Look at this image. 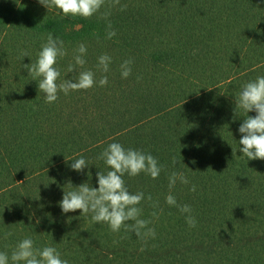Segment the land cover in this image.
<instances>
[{"label":"trees","instance_id":"trees-1","mask_svg":"<svg viewBox=\"0 0 264 264\" xmlns=\"http://www.w3.org/2000/svg\"><path fill=\"white\" fill-rule=\"evenodd\" d=\"M121 4L126 10L108 17L117 34L106 39L100 14L64 17L38 0H0V251L10 256L31 237L38 248L55 246L68 264H264V160L242 156L245 114L235 110L242 86L264 75V0ZM49 32L68 51L57 61V83L90 69L108 84L46 103L23 65L36 61ZM80 43L87 62L69 73ZM23 51L30 57L22 59ZM105 53L112 57L108 73L97 68ZM129 58L125 79L120 65ZM112 142L149 152L163 166L155 180L124 177L129 191L150 194L163 209L144 251L134 234L112 233L59 205L64 191L98 187L96 173L109 170L98 157ZM81 156L91 164L83 173L70 167ZM173 171L190 180L177 182L172 194L191 205L196 228L165 202ZM151 203L141 204L143 218L159 211Z\"/></svg>","mask_w":264,"mask_h":264},{"label":"clouds","instance_id":"clouds-1","mask_svg":"<svg viewBox=\"0 0 264 264\" xmlns=\"http://www.w3.org/2000/svg\"><path fill=\"white\" fill-rule=\"evenodd\" d=\"M48 11L58 9L64 17H82L91 19L93 16H100L107 21L106 39L116 36L108 17L112 10L118 8L124 11L126 4H121V0H38ZM105 9L104 11H101ZM76 30V25L74 26ZM97 39L99 37L97 36ZM88 48L85 43H80L73 50V63H69L67 72H77L83 69L86 64L85 56ZM68 55L64 41L58 36L49 32L46 42L42 43L34 63L24 64L28 70V75L32 80L38 82V89L44 93L45 102L52 104L63 92L68 95L74 91H87L97 86L104 87L108 84L107 75H102L99 81L96 80V73L90 69L79 71L75 79H65L60 83L61 72L56 67L57 61ZM30 54L27 51L21 52L22 59ZM112 57L107 53L98 57L97 68L102 73L109 72V65ZM133 60H124L120 65L122 78H128L132 74ZM139 80L140 77H137ZM242 110L245 114L243 122L238 131L241 134L239 139V150L247 160H264V75L258 76L255 80L249 81L242 86L238 96L235 98V110ZM249 112L256 115L250 116ZM234 151V150H233ZM66 159V158H65ZM98 159L104 161L108 171H98L96 173L98 187H93L88 183H82L74 187V190L64 191L59 205L63 213L80 210V215L90 216L94 223L107 224L112 233L134 234L141 242L140 251H144L149 240L156 238V230L152 226L154 219H158V201L153 202L152 196L147 197L143 191L135 193L129 191L124 179L125 176L136 177L141 173L148 175L152 179L160 176L163 166L158 159L149 152L140 149L125 148L119 142L109 143L100 153ZM70 159H66L68 161ZM71 169L83 173L90 164L83 156L78 159H71ZM173 163H177L173 157ZM177 182L182 185H189L190 180L183 172L173 171L168 176L169 194L165 197V202L170 207H176L185 215V220L189 228H196L198 221L193 215V209L189 204L178 203L172 194ZM196 185L192 184L189 191L196 192ZM147 199L152 202L151 206L159 211L151 213V219L143 218V208L141 204ZM11 232L5 233V238L11 236ZM126 238V237H122ZM0 264H68L66 259H62L60 251L55 246H44L38 248L31 237H26L19 241L11 251H0Z\"/></svg>","mask_w":264,"mask_h":264}]
</instances>
